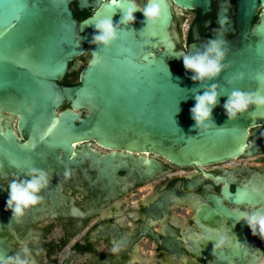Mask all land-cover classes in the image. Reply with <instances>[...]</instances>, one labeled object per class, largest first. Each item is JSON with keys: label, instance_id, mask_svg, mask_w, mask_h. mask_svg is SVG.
<instances>
[{"label": "water", "instance_id": "95a60500", "mask_svg": "<svg viewBox=\"0 0 264 264\" xmlns=\"http://www.w3.org/2000/svg\"><path fill=\"white\" fill-rule=\"evenodd\" d=\"M214 1L158 0L163 20L145 28L140 10L134 13V23H119L130 0H0V155L19 160L27 152L4 122V113L16 115L20 131L32 141L48 138L46 146L65 152L59 162L62 169L69 168L72 143L85 140L109 149L155 154L182 167L255 153L249 143L253 140L259 148L264 131L250 136V130L264 128V108L252 106L230 121L223 105L236 90L264 94V0H233L237 31L228 18L232 0H219L216 23L222 30L210 29L202 41L195 27L186 50L178 48L172 6L207 13ZM73 3L81 11L94 12L79 21ZM97 14L117 24L118 39L109 48L90 43ZM219 39L227 42L221 46L226 50L222 70L215 77L193 81L194 73L184 69L181 56L203 53L211 46L209 40ZM85 49L92 57L79 69L75 59ZM93 51L100 64H91ZM72 70L80 71L79 83L61 84ZM213 85L219 101L212 112L215 124L207 121L209 127L199 130L190 109L195 95L213 90ZM64 103L91 114L76 125L73 111L57 115ZM6 251L0 241L1 264Z\"/></svg>", "mask_w": 264, "mask_h": 264}, {"label": "flooded vegetation", "instance_id": "af4514ba", "mask_svg": "<svg viewBox=\"0 0 264 264\" xmlns=\"http://www.w3.org/2000/svg\"><path fill=\"white\" fill-rule=\"evenodd\" d=\"M135 3L142 9L148 0ZM218 5L219 0L214 1L207 13L172 6L178 48L186 50L195 27L202 41L208 39L210 29L222 30L216 23ZM71 9L79 21L94 12L93 8L79 10L76 3ZM230 11L228 18L237 31L233 0ZM173 29L169 28L171 38ZM91 57L85 49L75 59L79 69ZM74 66L70 63L69 69ZM79 78L80 71L72 70L60 83L77 85ZM67 110L78 116L76 125L91 114L89 109L64 103L57 115ZM3 120L27 149L19 160L0 155V241L7 249L5 261L17 255L29 264L264 261V240L254 236L241 219L243 213H264V136L259 137V148L250 141L249 146L256 149L252 155L198 167L177 166L155 154L114 150L85 140L72 143L69 168L62 169L59 162L67 156L65 152L46 146L48 138L34 142L26 137L16 115L4 113ZM262 131L263 127H254L250 136ZM33 168L49 174L48 186L40 193V202L26 209L23 217L13 219L6 206L9 185L31 179L26 173ZM241 193L246 195L241 198ZM221 239L224 242L213 247ZM10 264H16L15 259Z\"/></svg>", "mask_w": 264, "mask_h": 264}, {"label": "clouds", "instance_id": "9594fccd", "mask_svg": "<svg viewBox=\"0 0 264 264\" xmlns=\"http://www.w3.org/2000/svg\"><path fill=\"white\" fill-rule=\"evenodd\" d=\"M115 3V0H111ZM130 6L126 9L124 15L119 21L120 24H132L135 22L134 13L137 10L142 11L145 17V28L153 27L160 23L164 17V9L161 7L158 0H149V2L140 9L135 0H130ZM226 19V18H225ZM94 34L90 41L91 44L99 47L103 45L104 48L111 47L118 39L117 24H114L111 17H100L99 14L94 18ZM210 47L206 51L195 55H182V62L184 69L188 72L194 73L191 77L193 81L204 80L205 78H212L217 76L222 70L223 65L221 61L225 57L226 50H222V45L227 43L223 39L209 40ZM214 54V56H213ZM101 63V59L97 52L93 51V59L91 64L97 65ZM211 91H205L203 94L195 95V105L190 109L191 117L195 121L194 127L201 130L207 129L209 126L207 121H212L213 109L219 103L218 94L214 90L215 85L212 86ZM254 106L259 110L264 108V94L257 92H242L239 90L233 91L227 98L223 107L228 119L235 120L238 114H243L248 111L250 107ZM212 124H215L212 121ZM26 175H31V179H24L13 181L9 185V198L6 202L7 209L12 211L13 219H18L24 216L25 210L30 206L36 205L42 199L40 193L48 186L50 176L44 170L31 169ZM246 193H241L243 198ZM241 219L244 220L252 231L254 236H258L264 240V213L256 212L255 214L243 213ZM224 241L220 240L218 244L213 247H219ZM27 251V249H25ZM113 252L117 249L114 247ZM15 259L16 264H29L28 260H21L19 255L15 258L8 257L5 264H10ZM264 264V261L261 262Z\"/></svg>", "mask_w": 264, "mask_h": 264}, {"label": "snow or ice", "instance_id": "6c2138e0", "mask_svg": "<svg viewBox=\"0 0 264 264\" xmlns=\"http://www.w3.org/2000/svg\"><path fill=\"white\" fill-rule=\"evenodd\" d=\"M115 2H116V0H115Z\"/></svg>", "mask_w": 264, "mask_h": 264}]
</instances>
